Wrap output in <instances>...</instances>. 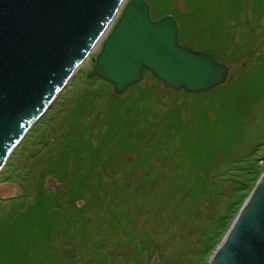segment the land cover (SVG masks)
<instances>
[{
    "label": "rangeland",
    "instance_id": "rangeland-1",
    "mask_svg": "<svg viewBox=\"0 0 264 264\" xmlns=\"http://www.w3.org/2000/svg\"><path fill=\"white\" fill-rule=\"evenodd\" d=\"M212 1L174 0V7L178 8L174 15L180 25L182 45L212 54L219 62L231 67L229 81L225 84L229 85L228 89L216 88L199 94L170 90L168 101H175V104L167 105L166 115H163L167 118L163 128L168 136L162 134L157 138V146L163 151L157 155L164 153L168 161L169 157L174 158L173 154L176 156L175 161L168 162L166 168L157 172L159 182H166L156 188V194H150L137 182L143 172L137 168V158L132 156V160L129 159L123 170L117 173V226L107 231L108 214L93 212L94 229L85 233L81 247L83 255L75 261H65L66 264H125V261L138 256L142 264H208L240 213L238 206L247 197L242 187L247 184V193L252 192L264 174V0H258L256 5H248L247 0H228L230 7L224 16L215 12ZM149 3L151 17L157 20L166 5L162 0L159 5L153 0ZM247 15L253 18L246 21ZM240 19L243 22L237 21ZM100 46L67 85L62 93L63 99L58 98L30 130L1 172L0 193L10 198L6 203L0 202L2 226L11 224L7 209L21 210L34 197L37 187L46 183L47 177L40 181L38 173L50 157L57 162L58 141L72 108L90 85L97 88L101 83L96 78L89 80L87 76L94 68L92 58L97 56ZM144 84L151 85L150 89L156 95L160 92L166 94L163 83L153 76L148 75ZM112 91L111 96L114 87ZM137 92L138 84H133L125 95ZM171 118H176V123L175 120L170 122ZM137 133V139L142 141L139 128ZM86 136L90 138L89 134ZM103 137L104 134H100L98 139H94L99 152L116 158V142V145L110 143L102 147ZM86 145H81L82 152L86 150ZM87 153L90 154V151ZM146 154L152 157V151ZM62 155L65 156V153ZM72 162L74 166L76 162ZM26 167L31 168V172L23 177L21 173ZM253 169L257 170L258 176L249 173ZM215 182L223 191L218 203L213 198L216 196ZM129 184L131 187L127 188ZM137 190L139 192L135 194L133 191ZM24 193L27 194L23 196ZM157 200L163 201V205L155 213L154 203ZM83 204L80 201V205ZM223 208L228 220L222 229H216L214 235L220 233L216 235L213 247L204 252L203 246L212 241L213 235L209 236L208 232L217 224ZM185 211L192 213L191 216L182 218ZM196 215H203L198 218L197 226L205 232V238L195 237V233L191 239L185 238L186 228L183 231V225L181 227L179 223L188 221L190 223L185 227L193 226ZM13 226L11 224L10 230L15 233L25 231L22 226ZM174 231L176 236L171 234ZM153 234L159 238L156 242V246L160 247L158 249L151 244ZM59 243L57 245L65 250L66 243ZM34 245L36 256L33 264H65L44 256L49 245L42 236L34 240ZM187 250L191 252L183 254Z\"/></svg>",
    "mask_w": 264,
    "mask_h": 264
},
{
    "label": "water",
    "instance_id": "water-1",
    "mask_svg": "<svg viewBox=\"0 0 264 264\" xmlns=\"http://www.w3.org/2000/svg\"><path fill=\"white\" fill-rule=\"evenodd\" d=\"M179 36L177 18L153 20L147 0H0V172L99 45L88 76L117 95L145 70L190 93L228 80L230 66ZM47 187L64 184L50 176ZM208 264H264V174Z\"/></svg>",
    "mask_w": 264,
    "mask_h": 264
},
{
    "label": "trees",
    "instance_id": "trees-1",
    "mask_svg": "<svg viewBox=\"0 0 264 264\" xmlns=\"http://www.w3.org/2000/svg\"><path fill=\"white\" fill-rule=\"evenodd\" d=\"M147 1L150 2V0ZM153 1L158 5L161 4V0ZM162 1L165 3L166 9L161 17L174 14L178 9L174 7V0ZM247 1L248 5H256L258 0ZM212 5L215 12L221 13L222 16L227 14L226 10L230 7L228 0H213ZM251 18H253L251 15H247L246 21ZM241 20L237 21L243 22ZM147 73L153 76L151 72L147 71ZM100 81L101 83L97 88L90 85L72 108L71 115L66 120L67 125L61 131V137L58 141L60 149L57 154V162L54 161L53 157H50L47 165L43 166L38 173L40 181L45 180L49 174L58 175L59 181H64L66 184L65 190L58 194L42 183L37 187L31 201L21 210L6 208V214H8L11 224H14L13 227L22 226L25 231L18 234L10 230L12 228L11 224L2 226L0 223V264H33L36 256L34 240L38 236H42L49 245L44 256L50 260L65 263V261H75L82 256L81 247L85 233L88 232V229H94L93 212L98 214L104 211L108 214L109 220L105 227L107 231H111L117 226V192L119 185L117 183V173L123 170L129 159L132 160V156L137 158L135 162L137 168L143 172V176L139 175L137 182L143 188H146L150 194H156V188L161 183L166 182H159L157 172L166 168L168 162L175 161L176 156L173 154L174 158L169 157L170 161H168L164 153L163 155H157L163 152L162 148L157 146L159 144L157 138L162 134L168 136V132L163 128V122L167 118H163V115H166L165 107L167 105L175 104V101L171 103L168 101L170 90L174 91V89L161 81L166 94L160 92L159 95H156L150 89V86L145 87L138 84L137 93L112 98L111 93L114 85L103 79H100ZM228 87L229 85H223L219 89L227 90ZM63 96L64 94L58 98L63 99ZM174 120L176 123V118H171L170 122ZM138 128L139 133L143 135L142 141H139V138L137 139ZM87 134L90 135V138H87ZM100 134H104L101 141L102 147L116 142V158L113 155H104L105 152H99L94 139H98ZM85 143H87L86 150L82 152L81 145ZM73 148L74 150L71 152ZM87 151H90V154ZM147 151H152V157H147ZM64 153L65 156L62 155ZM68 156H71V158H67ZM72 161L76 162L74 166ZM32 163H34V160ZM160 163H162V166H159ZM30 172L31 168L26 167L21 174L24 177L26 174L30 175ZM249 173L259 175L256 169ZM106 177L109 179H106ZM215 184L216 196L213 198L218 203L223 196V191L218 182H215ZM246 185L242 187V191L247 194V199L251 191L247 193L249 191ZM76 187L77 189H74ZM126 187L129 188L131 185H126ZM133 192L137 194L139 190ZM26 194L24 193L23 196ZM237 194L239 195V193ZM230 199L233 200V197H230ZM246 199L242 201L240 206L243 205ZM81 200L84 201L83 205H80ZM210 201H213V199ZM0 202L6 203L8 201L0 199ZM162 202L157 200L154 203L155 213L157 210L162 209ZM240 206H238V209L242 207ZM184 213L185 215L182 218L192 214L188 211ZM225 213L226 211L221 213V216L216 220L217 224L208 232L209 236L211 234L213 236L212 241L207 242L206 247L203 246L204 252L213 247L216 235L220 233L219 231L214 235L216 229H222L223 225L226 224L228 219L225 218L227 216L224 215ZM199 217H203V215L194 216L196 222L194 220L192 222L193 226L190 227H185L190 223L188 221L179 223L181 227L183 225V231L186 228L185 238L191 239L194 233L195 237L202 236L205 238L203 235L205 232L197 226ZM221 220H224V222L222 223ZM37 231L38 235L35 236ZM155 233L159 232L155 231ZM156 234L151 235L150 241L158 249L160 247L156 246V242L159 238ZM171 234L176 236V231L171 232ZM189 235L190 237H188ZM176 240L179 241V238ZM59 241L62 244L66 243L65 250L57 245L60 244ZM189 252L191 251L187 250L183 254ZM125 264H142V261L138 256L125 261Z\"/></svg>",
    "mask_w": 264,
    "mask_h": 264
},
{
    "label": "bare ground",
    "instance_id": "bare-ground-1",
    "mask_svg": "<svg viewBox=\"0 0 264 264\" xmlns=\"http://www.w3.org/2000/svg\"><path fill=\"white\" fill-rule=\"evenodd\" d=\"M250 200H251V199H250ZM250 200H249V202H250ZM249 202H248V203H249ZM248 203H247V205H248ZM247 205H246V207H247ZM246 207H245V208H246ZM245 208H244V209H245ZM243 212H244V210H243ZM243 212H242V213H243ZM238 220H240V219H238ZM237 222H238V221H237ZM232 231H233V230H232ZM231 233H232V232H231ZM230 235H231V234H230ZM230 235H229V236H230ZM228 238H229V237H228ZM225 242H226V241H225ZM225 242H224V244H225ZM224 244L221 246V248L224 246ZM221 248H220V249H221ZM217 253H218V252H217ZM217 253H216V254H217Z\"/></svg>",
    "mask_w": 264,
    "mask_h": 264
}]
</instances>
